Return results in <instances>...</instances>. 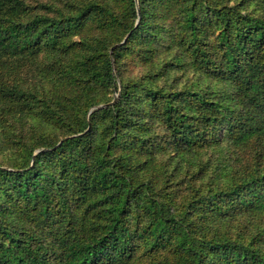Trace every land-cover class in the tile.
Here are the masks:
<instances>
[{"label": "trees", "instance_id": "1", "mask_svg": "<svg viewBox=\"0 0 264 264\" xmlns=\"http://www.w3.org/2000/svg\"><path fill=\"white\" fill-rule=\"evenodd\" d=\"M0 264H264V0H0Z\"/></svg>", "mask_w": 264, "mask_h": 264}, {"label": "rangeland", "instance_id": "2", "mask_svg": "<svg viewBox=\"0 0 264 264\" xmlns=\"http://www.w3.org/2000/svg\"><path fill=\"white\" fill-rule=\"evenodd\" d=\"M167 53H170V51H168ZM138 68H139L138 61L136 59H134V58H130V62L128 64V66H126V68L124 67V70L123 71H124V73L128 74L129 72L135 71ZM177 72L179 73V75L184 76L183 78H187V76L189 74V73L186 74L185 73L186 71H184L183 69H178V71L177 70H174L172 72V74H175ZM37 74H38V71H36L35 75H37ZM31 80L35 81V78L34 77H31Z\"/></svg>", "mask_w": 264, "mask_h": 264}]
</instances>
